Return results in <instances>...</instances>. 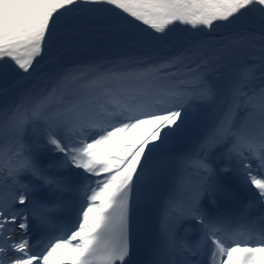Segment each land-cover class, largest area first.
<instances>
[{
  "label": "snow or ice",
  "instance_id": "snow-or-ice-1",
  "mask_svg": "<svg viewBox=\"0 0 264 264\" xmlns=\"http://www.w3.org/2000/svg\"><path fill=\"white\" fill-rule=\"evenodd\" d=\"M206 251L264 264V0H0V264Z\"/></svg>",
  "mask_w": 264,
  "mask_h": 264
},
{
  "label": "bare ground",
  "instance_id": "bare-ground-1",
  "mask_svg": "<svg viewBox=\"0 0 264 264\" xmlns=\"http://www.w3.org/2000/svg\"><path fill=\"white\" fill-rule=\"evenodd\" d=\"M196 131H197V129L195 127H193V129H192V135L193 136L196 134Z\"/></svg>",
  "mask_w": 264,
  "mask_h": 264
}]
</instances>
